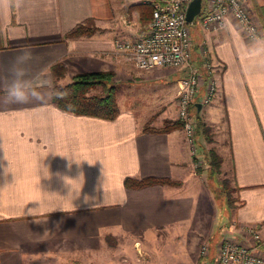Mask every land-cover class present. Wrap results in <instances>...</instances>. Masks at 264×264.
Here are the masks:
<instances>
[{
	"label": "crops",
	"instance_id": "1",
	"mask_svg": "<svg viewBox=\"0 0 264 264\" xmlns=\"http://www.w3.org/2000/svg\"><path fill=\"white\" fill-rule=\"evenodd\" d=\"M143 1L24 0L0 11V89L15 58L31 52L27 77L42 86L45 101L0 104V264H153L158 249L170 262L177 243L187 256L172 264L198 263L199 239L191 234L200 230L195 216L205 200L183 131L143 130L174 120L172 105L163 107L175 99L184 71L139 70L114 47L142 33L146 25L130 7ZM258 7L264 0H250L257 20ZM87 19L94 34L65 38ZM196 34L198 50L216 69V95L204 119L215 127L208 145L236 198L222 237H237L242 227L264 223V37L247 39L232 17L217 31L197 27ZM58 63L65 68L59 86L101 71L147 89L141 99L116 92L112 120L66 112L51 100V67ZM203 94L201 86L195 101ZM127 177L179 184L126 189ZM130 254L133 262L125 258Z\"/></svg>",
	"mask_w": 264,
	"mask_h": 264
},
{
	"label": "built area",
	"instance_id": "2",
	"mask_svg": "<svg viewBox=\"0 0 264 264\" xmlns=\"http://www.w3.org/2000/svg\"><path fill=\"white\" fill-rule=\"evenodd\" d=\"M192 0H144L152 4V16L140 36L134 40L115 41L117 51L124 53L126 60L142 71L174 69L186 74L176 82V116L182 123V131L191 155L195 152V127L189 112L191 104H209L216 95V69L206 55L202 73L190 65L191 38L186 21V9ZM197 25L202 31H217L223 28L228 17L237 23L241 33L249 40L261 36V26L250 11V0H201ZM204 94L195 101L199 88ZM235 237L223 236L215 248L212 264H264V223L246 226ZM202 254L205 253L204 247Z\"/></svg>",
	"mask_w": 264,
	"mask_h": 264
},
{
	"label": "trees",
	"instance_id": "3",
	"mask_svg": "<svg viewBox=\"0 0 264 264\" xmlns=\"http://www.w3.org/2000/svg\"><path fill=\"white\" fill-rule=\"evenodd\" d=\"M136 10L139 14L141 26L145 25L152 16V4L151 3H139L130 7ZM204 12L202 8L201 12L196 16H200ZM257 18L261 25L262 36L264 37V8H256ZM97 31L93 21L87 19L82 24H78L72 31L65 35V38H78L82 36H91ZM201 55H195L191 58V61L198 67V70L202 72L204 79H207L205 71L202 68L204 61ZM203 59V60H202ZM209 60V58L207 57ZM210 61V60H209ZM64 65L62 63L55 64L51 67V72L54 77V81L51 88V100L61 110L74 113L77 115L92 116L106 120L114 119L118 114V107L115 100V86L113 85L114 74L112 72H84L76 74L72 77V80L64 85H57L58 78L64 75ZM100 87L101 93L99 95L89 96L87 93L89 90ZM198 104H191L189 112L192 115L195 127V136H202L207 143L211 142L210 127L206 125L199 116ZM173 129H182L181 121L166 120L163 127L160 129H152L147 126L144 127V131L167 133ZM196 161L199 159L197 156L193 157ZM202 162L210 169L211 174H220L221 158L216 154L213 149L207 150ZM178 185V182L170 181L166 178L147 177L142 179L125 178L124 186L126 189H141L154 185ZM221 191L227 196V203L231 207L232 201L230 199V190L227 187L226 179H221ZM106 240H111L107 237ZM198 259V263L199 264Z\"/></svg>",
	"mask_w": 264,
	"mask_h": 264
},
{
	"label": "rangeland",
	"instance_id": "4",
	"mask_svg": "<svg viewBox=\"0 0 264 264\" xmlns=\"http://www.w3.org/2000/svg\"><path fill=\"white\" fill-rule=\"evenodd\" d=\"M150 21V20H149ZM149 21L145 24L147 25ZM129 25V24H128ZM197 18L195 17L192 21V23L189 25L190 30V38H191V58L195 54L198 55H206L204 51L198 50V35L197 33ZM262 33V29H261ZM199 51V52H198ZM194 53V54H193ZM203 58V57H201ZM193 59V58H192ZM206 59V58H203ZM202 59V60H203ZM190 65L192 68L198 69V67L193 63V61L190 60ZM199 71V70H198ZM172 71H169V73ZM201 72V71H200ZM202 73V72H201ZM186 73L181 72V75L184 76ZM179 75V74H178ZM72 80V79H71ZM175 78L167 77L166 82H172ZM69 82V81H68ZM113 85L115 86V93L117 92L118 95L120 94H127L128 92L133 95L135 99L142 98V96L145 94L147 87L143 86H137L135 84L130 85L125 82H120L119 80L112 81ZM68 84V83H67ZM66 85V84H65ZM64 86V85H61ZM101 93L100 87H95L88 91L89 96L93 95H99ZM174 98L172 99L171 103L166 104L163 108L172 105L171 108H173V114L175 115L174 120L179 121L176 116V105H174ZM209 104L203 105L202 109L200 110L199 116L201 120L204 122V119H207V110H208ZM169 107V108H170ZM175 112V113H174ZM173 115V116H174ZM206 124V123H205ZM208 125V124H206ZM209 126V125H208ZM210 127V126H209ZM182 130V129H180ZM215 130V127H210V134H211V141H212V132ZM195 152L193 155L190 154L193 162V168L197 174L200 176L201 181V193H200V199L205 200V207L202 210H198L196 214V218L199 219L200 222L196 224L197 227H199L198 233L194 232L198 240V245L196 248L198 259L200 264H211L212 260L215 256V248L218 242L221 240L223 228L228 226L229 219L232 215L231 207L235 206V194H234V188L231 185V181L229 178L226 179L227 181V187L230 190V199L232 201L231 207L227 203V196L221 191V179L218 175L211 174L210 169L206 166L204 162H202V159L204 155L206 154L207 150L213 149L209 143L205 141V139L202 136H195ZM214 150V149H213ZM197 156L199 159L196 161L193 159V157ZM212 230V231H211ZM209 238V239H208ZM115 240L111 238L109 241V244H113ZM157 245V244H156ZM179 243H177L174 247L173 259H171L170 262H167L165 259V256L161 254V250L156 251L154 253L153 261L151 263L153 264H172L174 261H176L177 257L181 260H184L183 257L187 256V253L184 252V248L180 245L177 246ZM158 246V245H157ZM204 247L205 253L202 254V248ZM133 253L134 250H131ZM125 258L128 261L133 262L134 256L133 254L125 255Z\"/></svg>",
	"mask_w": 264,
	"mask_h": 264
},
{
	"label": "clouds",
	"instance_id": "5",
	"mask_svg": "<svg viewBox=\"0 0 264 264\" xmlns=\"http://www.w3.org/2000/svg\"><path fill=\"white\" fill-rule=\"evenodd\" d=\"M24 0H0V11H11L13 7L19 8L22 6ZM264 52V48L258 50ZM32 59L31 52H23L17 56L9 69L8 84L5 88L0 89V104L14 105V104H43L42 86L34 79L27 77L28 64ZM84 203L89 204V197H84ZM91 206V205H89ZM75 210V208H74Z\"/></svg>",
	"mask_w": 264,
	"mask_h": 264
},
{
	"label": "water",
	"instance_id": "6",
	"mask_svg": "<svg viewBox=\"0 0 264 264\" xmlns=\"http://www.w3.org/2000/svg\"><path fill=\"white\" fill-rule=\"evenodd\" d=\"M201 0H192L186 9V21L191 23L193 19L200 13ZM200 109V105H197Z\"/></svg>",
	"mask_w": 264,
	"mask_h": 264
}]
</instances>
